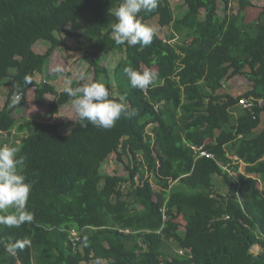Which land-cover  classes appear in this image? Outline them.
<instances>
[{
	"label": "trees",
	"instance_id": "trees-1",
	"mask_svg": "<svg viewBox=\"0 0 264 264\" xmlns=\"http://www.w3.org/2000/svg\"><path fill=\"white\" fill-rule=\"evenodd\" d=\"M255 1L238 0L229 12L224 0L221 15L222 0H184L177 15L169 0H157L138 19L149 25L157 17L171 34L155 33L142 47L112 37L111 13L121 0H0V89L12 76L0 105V145L19 139L15 147L32 184L26 208L34 214L20 228L0 225V264H264V4ZM82 22L83 32L69 28ZM75 36L90 43L82 60L93 81L104 83L111 98L124 96L138 115L111 129L70 123L66 132L61 122H18L15 110L33 87L36 103L54 96L53 113L71 101L49 82L59 72L41 82L36 74ZM39 40L51 43L46 53L35 51ZM115 51L125 54L114 72L117 95L100 58ZM126 67L150 68L158 78L145 90L133 88ZM25 77L31 85L24 86ZM235 77L248 78L251 88L238 96L225 91ZM14 84L22 91L17 104ZM113 154L128 175L101 171ZM216 176L228 193L218 191ZM16 241L27 243L8 253ZM254 245L263 250L253 253Z\"/></svg>",
	"mask_w": 264,
	"mask_h": 264
},
{
	"label": "clouds",
	"instance_id": "clouds-1",
	"mask_svg": "<svg viewBox=\"0 0 264 264\" xmlns=\"http://www.w3.org/2000/svg\"><path fill=\"white\" fill-rule=\"evenodd\" d=\"M156 7L157 0H121L111 13L116 18V22L112 24L115 43L128 46L139 44L142 47L151 45L155 30L141 23L138 13L142 10L152 12ZM55 71L62 72V68L58 66ZM124 73L130 85L140 90L147 89L158 78V73L150 68L140 70L126 67ZM75 75L78 81L84 83L73 88L71 80L65 81L63 93L72 98L71 107L76 117L72 120L80 127L91 124L96 128L111 129L122 117L131 119L138 115L136 109H129L124 96H120L118 100L111 98L110 90L104 83L89 80L82 70H77ZM23 84L29 86L32 81L25 77ZM13 89L16 93L15 101L19 102L22 98L21 85L14 84ZM18 152L19 149L15 146L0 145V225L9 228H20L34 219V214L26 208L32 184L23 173L25 160L23 156H18ZM26 243L27 241L11 242L5 250L13 254L17 249H23Z\"/></svg>",
	"mask_w": 264,
	"mask_h": 264
},
{
	"label": "rangeland",
	"instance_id": "rangeland-1",
	"mask_svg": "<svg viewBox=\"0 0 264 264\" xmlns=\"http://www.w3.org/2000/svg\"><path fill=\"white\" fill-rule=\"evenodd\" d=\"M172 4V6L175 9L176 14H180L181 12H184L186 9V6L184 4V0H169ZM259 5L264 4V0H256L255 1ZM225 5L224 0H222L221 9L219 10L220 14L223 15L225 12L223 10V7ZM238 9V0H230L228 5L229 12L237 11ZM149 25L154 28L155 33L160 35V37L165 38L169 37L171 34V28L169 26L162 27L158 23V18L155 17L151 20H149ZM71 30H74L75 32L80 33L83 32L85 29V23L82 22V26L78 29L73 28L72 26L69 27ZM60 36H66L65 33L59 34ZM68 38V37H67ZM68 47H58L54 50L52 55L49 58V62L47 67L43 70L41 73L36 74V80L38 82L43 81L45 78H48L47 76L55 73V69L59 66L62 68V72H59L60 75L57 78L49 79V82L53 84L57 90L62 91L65 87V81L71 80V87H73V83H76V87L79 84L84 83V81H78L76 78L75 73L77 70H82L85 74V76L93 81L94 73L93 71H89V66L87 62L82 60L83 50L84 48H87V46L90 45L87 41H85L83 38L75 36V37H69L67 39ZM51 46V43L44 40H39L35 45L34 49L37 53H46V51ZM125 57V54L121 51H115L111 52L109 54H102L100 56L102 64L106 65L108 68V75L110 79V85H111V92L113 95H117L116 92V82L114 77L115 68L120 60H122ZM11 74L13 75L16 72V69H11ZM225 87L223 89L225 91H228L232 93L235 96H238L240 94H243L247 90L251 88V82L246 77H235L233 80H226ZM12 85V76H8L4 82L3 86L0 89V105L4 106L7 99H8V93L11 89ZM54 99V96L51 94H46L44 97V101L42 103H36L35 101V87L31 88L27 95V102L26 104L22 105L21 107H17L15 110V118L18 122H22L28 118H37L40 120H49L51 122H61L63 123L60 127V131L66 132L69 129V124L74 123L72 119H76L74 110L71 107V101H69L67 104L61 106L59 110L56 113L51 112L49 108V103ZM12 104H17L18 102L15 101V98L12 100ZM150 125V124H149ZM148 125V126H149ZM148 126L146 130H148ZM22 133H20V136ZM11 138V137H10ZM9 143L6 145L10 146H16L17 142H19L18 137L13 136ZM125 160H128L126 157H124ZM125 161H120L117 159L115 154L110 156L109 160L104 162L102 165L101 171L103 173H109V174H122L128 175L127 169L124 167ZM233 176H237L236 173L231 172ZM216 185L218 187V191L222 194H226L229 192V186L223 181V179L220 176H216L215 179ZM173 249H176L173 244H171ZM252 252L257 254L260 251L263 250V248L260 245H254L251 248ZM92 264H111L108 261H93Z\"/></svg>",
	"mask_w": 264,
	"mask_h": 264
},
{
	"label": "built area",
	"instance_id": "built-area-1",
	"mask_svg": "<svg viewBox=\"0 0 264 264\" xmlns=\"http://www.w3.org/2000/svg\"><path fill=\"white\" fill-rule=\"evenodd\" d=\"M261 102L263 103L262 100H261ZM240 103L243 104V105L246 106V107H251V106L253 105V103H252L251 101H250V103H249V102L246 100V98H242V99L240 100ZM152 125H153V124H150V125L148 126V130H147V131H149V132L152 131V129L150 128ZM193 148L196 150V152L199 153V156L213 157V155L210 154V153H208L207 151H205V150L203 149L202 146H200V147H198V146H193ZM236 159H237V158H236ZM152 182H154V181H152ZM154 183H155V182H154ZM158 188H159L158 185H154V189H158ZM72 234L75 236V235H77V232H76V231H72ZM180 253H183V251L180 250Z\"/></svg>",
	"mask_w": 264,
	"mask_h": 264
}]
</instances>
